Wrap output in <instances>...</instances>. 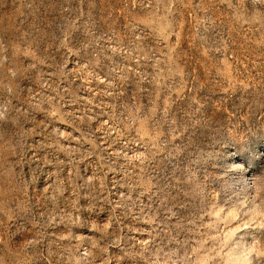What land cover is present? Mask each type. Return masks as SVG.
Returning a JSON list of instances; mask_svg holds the SVG:
<instances>
[{
  "label": "rangeland",
  "instance_id": "1",
  "mask_svg": "<svg viewBox=\"0 0 264 264\" xmlns=\"http://www.w3.org/2000/svg\"><path fill=\"white\" fill-rule=\"evenodd\" d=\"M0 264H264V0H0Z\"/></svg>",
  "mask_w": 264,
  "mask_h": 264
}]
</instances>
